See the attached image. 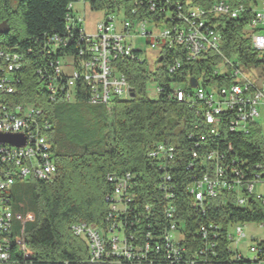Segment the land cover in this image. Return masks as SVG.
Instances as JSON below:
<instances>
[{
    "label": "trees",
    "instance_id": "obj_1",
    "mask_svg": "<svg viewBox=\"0 0 264 264\" xmlns=\"http://www.w3.org/2000/svg\"><path fill=\"white\" fill-rule=\"evenodd\" d=\"M73 1L18 0L13 8L12 0H0V48L13 49L22 56V64L14 73L17 101L41 109L44 119L52 125L48 143L56 167V176L50 181L13 184L7 200L11 209L22 217L28 212L33 216L24 224L29 256L26 259L11 247L10 260L0 264H107L89 261L86 240L75 236L71 226L74 223L105 226L116 178L126 173L130 174L131 201L128 213H119L117 219L127 245L149 244L151 263L184 264L193 260V264H264L261 252L264 239L252 238L255 241L252 245L259 251L245 257L240 250L230 249L224 236L233 224L259 222L264 225L262 195L257 198L246 193L245 204L238 205L234 191H221L213 198H206L201 206H193L190 195L182 190L177 192L173 204L178 207L182 221L177 222V229L184 234L185 241L180 243L183 251L175 256L162 238L167 220L151 206V212L144 209L145 205L152 204L159 190L158 164L148 157V151L156 143H172L177 148L173 179L179 190L200 173L202 165L199 164L186 169L191 149L201 153L209 149L224 151L229 182L240 177L243 182L253 180L264 164V138L257 126L247 134L221 130L218 136L206 137L198 145L195 138L188 136L194 116L184 102L173 97V89L181 86L191 91V77L204 83L227 85L232 78L215 73L221 62L220 55L207 51L197 60L185 61L178 49H172L164 52L153 70L146 62L118 60L116 69L126 78L134 96L113 99L109 105H91L86 100L89 88L78 81L72 102L60 99L61 92L51 100L46 85L52 79L56 62L66 57H73L77 62L83 47L80 24L76 19H67V15L75 17L68 8ZM83 1L91 10L103 13L119 6L130 9L134 5L128 0ZM179 1L185 3V0ZM219 1L231 10L240 6L244 9L234 18L227 14L212 18L220 35L222 56L246 68L263 69L264 58L251 46L248 37V24L261 1L195 0L190 4L206 9ZM175 8L171 2L166 9L173 13ZM172 55L181 58L180 66L168 73L165 65ZM150 81L161 88L156 97H149L147 93ZM233 168L240 171V177L234 175ZM200 226L205 228V236L198 230ZM17 227L15 222L12 234L18 232ZM213 229H218L219 234L210 232Z\"/></svg>",
    "mask_w": 264,
    "mask_h": 264
},
{
    "label": "built area",
    "instance_id": "obj_2",
    "mask_svg": "<svg viewBox=\"0 0 264 264\" xmlns=\"http://www.w3.org/2000/svg\"><path fill=\"white\" fill-rule=\"evenodd\" d=\"M128 1L134 3L130 9L119 6L103 13L102 19L95 23L94 34L91 35L84 31L82 19L73 10V2L68 5L75 17L67 15V19H76L80 24L83 47L79 50L80 57L77 62L73 57L56 62L52 79L46 85L51 100H55L61 92L60 99L72 102L73 89L79 81L80 85L89 88L87 103L109 105L113 99L131 97V87L126 78L118 73L116 61L147 63L142 57V54H146L148 63L151 60L156 62L158 57H164V52L172 49H178L185 61H194L210 51L219 54L221 58L215 73L228 74L232 79L227 85L219 86L197 79V86L191 88V91H186L181 86L174 87L173 97L184 102L194 116L189 138H195L198 145L206 137L218 136L221 130L247 134L251 128L257 126L256 118L260 116L258 107L264 108V77L257 76L256 68L234 64L231 59L222 56L219 50L220 35L212 22V18L218 15L236 17L244 10L242 6L231 10L223 1H219L205 9L186 2L180 4L179 0ZM260 1V7L264 10V0ZM156 2L160 4L156 5ZM171 2L176 5L173 13L166 9ZM263 20L262 11L256 9L248 24V37L251 46L264 58V34L258 32L262 29ZM142 37L146 38V50L138 44V39ZM53 40L57 42L56 39ZM180 60L178 55H172L165 65L167 72L173 73L178 69ZM21 64L20 53L13 49L0 48V133L21 135L25 140L23 146L0 144V262L10 260L11 247L20 251L26 259L29 256L24 240V224L30 219L13 213L7 202L13 184L29 180L46 182L56 176L48 143L52 125L44 119L41 109L17 101V79L14 73ZM154 85V93L148 94L149 97H156L161 91L157 84ZM148 157L158 164L156 169L159 171V193H156L157 197L152 204L145 205L144 209L151 212V206L167 220L162 238L174 256L183 251L180 243L185 241L184 234L177 229V222L182 223L178 207L173 204L177 192L182 190L191 196L193 206H201L206 198H213L221 191H234L235 202L244 205L246 193L254 194V181L264 177V164L260 165L253 180L246 182L241 179L240 171L233 168L234 175L240 178L229 182L226 180V169L229 166L224 151L209 149L201 153L191 149L186 169H193L199 164L202 165L200 173L194 181L183 184L179 190L173 179L178 161L176 146L172 143H156L148 151ZM108 179L112 180L111 177ZM129 180V173L116 178L112 202L109 205L110 215L105 226L98 227L89 223H74L71 226L75 236L86 240L88 259L92 263L153 264L148 259L149 244L143 243L135 247L127 245L121 222L117 219L119 213H128V203L131 201ZM255 196L260 198V195ZM15 222L19 228L17 227V233L12 234ZM198 230L205 236L203 226ZM215 230L210 232L218 235V229ZM224 236L228 247L235 251L239 250V241L245 237L240 226L236 227L235 237L229 228ZM249 251L256 254L259 250L256 245H250ZM261 252L264 254V248ZM193 263V260H188L184 264Z\"/></svg>",
    "mask_w": 264,
    "mask_h": 264
},
{
    "label": "rangeland",
    "instance_id": "obj_3",
    "mask_svg": "<svg viewBox=\"0 0 264 264\" xmlns=\"http://www.w3.org/2000/svg\"><path fill=\"white\" fill-rule=\"evenodd\" d=\"M18 0H12V7H16V3ZM191 1L195 0H185L186 3L191 5ZM195 5V4H194ZM193 5V6H194ZM201 7V6H200ZM210 8V7H209ZM208 9V8H206ZM256 9V8H255ZM258 10H261L263 15H264V10L261 9V7H257ZM73 10L75 14L79 15L80 18L82 19V27L86 34H94V27L95 23L98 20H101L103 17V12L102 11H96V10H91L85 2L82 0L80 1H75L73 2ZM122 19V16H120ZM261 28L258 32L260 34H264V20L262 22ZM138 44H140L143 49H147V43H146V38L142 37L138 39ZM151 53L154 51H150ZM149 52V53H150ZM156 52V51H155ZM142 57L146 59L147 64L149 65L150 70H153L156 68V62L155 60H151L150 63H148V58L146 54H142ZM257 73L258 77L263 76L264 77V68L263 69H256L255 70ZM255 73V72H254ZM254 73H251L253 76L256 75ZM155 85L152 81H150L147 84V93L149 95L154 93ZM74 103H71V105ZM260 116L256 118V123L257 127L260 129L261 134L264 138V108L258 107ZM254 194L262 195L264 196V177L261 178L260 180H255L254 181V189H253ZM13 213H15L14 209H11ZM26 219L32 220L33 216L28 212L25 215ZM240 226L242 228L243 234L245 237L242 238V240L239 241L238 248L242 252V254L245 257H252V253L249 251V246L254 244L255 241L252 240L255 239L256 241L258 240H263L264 239V225H261L259 222H249V223H244V224H233L232 226L229 227L230 233L235 237L236 236V227Z\"/></svg>",
    "mask_w": 264,
    "mask_h": 264
},
{
    "label": "water",
    "instance_id": "obj_4",
    "mask_svg": "<svg viewBox=\"0 0 264 264\" xmlns=\"http://www.w3.org/2000/svg\"><path fill=\"white\" fill-rule=\"evenodd\" d=\"M162 57H160L157 61H161ZM190 86L192 88L197 86V79L194 77H191L189 79ZM130 95L134 96V91L130 89ZM9 144V145H14V146H23L25 144L24 137L21 135H12V134H5V133H0V144Z\"/></svg>",
    "mask_w": 264,
    "mask_h": 264
},
{
    "label": "crops",
    "instance_id": "obj_5",
    "mask_svg": "<svg viewBox=\"0 0 264 264\" xmlns=\"http://www.w3.org/2000/svg\"><path fill=\"white\" fill-rule=\"evenodd\" d=\"M254 189V188H253ZM254 195H258V194H254Z\"/></svg>",
    "mask_w": 264,
    "mask_h": 264
}]
</instances>
